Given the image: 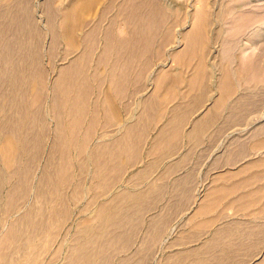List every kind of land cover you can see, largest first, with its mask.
<instances>
[{
  "label": "crops",
  "instance_id": "0c3cea01",
  "mask_svg": "<svg viewBox=\"0 0 264 264\" xmlns=\"http://www.w3.org/2000/svg\"><path fill=\"white\" fill-rule=\"evenodd\" d=\"M65 1L0 0V21L17 7L20 18L45 21L44 36L60 35ZM184 30H172L178 38L172 35L170 47L163 44L161 59L154 50L152 63L137 53L132 61L130 49L123 48L122 62L110 67H118L115 75L92 81L90 106L98 118L87 142L89 185L99 168L94 147L105 149L106 163L105 175L93 182L95 192L86 195L91 203L96 196L89 216L103 206L98 220L105 221L113 245L107 264H117L114 257H121L118 264H226L263 250L258 213L264 211V121L257 117L264 115V59L242 56L233 47L217 49L214 40L187 45L179 39ZM162 35L155 34L153 48L161 49ZM185 48L193 54H183Z\"/></svg>",
  "mask_w": 264,
  "mask_h": 264
},
{
  "label": "bare ground",
  "instance_id": "6f19581e",
  "mask_svg": "<svg viewBox=\"0 0 264 264\" xmlns=\"http://www.w3.org/2000/svg\"><path fill=\"white\" fill-rule=\"evenodd\" d=\"M169 4L170 1L166 0H66L59 7L61 8V21H59L61 34L57 35L60 31L58 33L56 30L57 34L55 33L52 42L57 44L62 40L66 47L65 58L67 59L71 54L73 56L68 61L56 65L55 75L50 76L51 82H49V75L47 76V66L45 67L41 58L42 52L39 46L42 42H37L43 38V36L39 37L41 27H37L38 22H34V18L32 20L20 18L21 16L15 14L17 7L13 10L14 13L9 15L11 17L9 20H5L4 17L2 19L4 21L0 22V203L6 205V207L2 205L5 212L0 211V228H3L0 232V264H61L57 263L61 257V246L53 250L55 248L53 243L57 237L61 236L62 226L72 212L69 198L78 200L86 193L95 192L96 186L93 185L95 178L105 175V149L94 147V155L99 151V168L93 169L92 184L88 186L83 184L82 176L90 172L91 148L87 142L91 136L92 124L98 118L97 112L94 109L91 110L90 106L92 81L100 82L108 74L111 77L115 75L117 66L114 71L110 67L112 64L122 62L125 48L130 49L126 51L130 54V60L133 59V54L137 53L136 55L141 56L138 57L140 61L151 62L150 60H154L156 55H152L149 51L155 53L154 50H157V54L160 55V50L161 52L165 50L162 49L163 44L166 43L164 45L166 48L169 42L174 41L175 35L177 37V34L172 33L177 26L180 32L182 28L185 29L180 38L187 45L203 47L211 44L217 36L208 35L215 30L213 26L211 27L214 19L228 20L230 27L218 28L217 31L231 35H242V32L250 29L249 27L255 22L264 20V0H186L183 11ZM11 6L10 10L13 9ZM49 10L46 9L48 13ZM59 12L56 11V13ZM179 16L188 20L190 26L180 25L179 27L180 20L177 18ZM32 21L37 23H31ZM37 28L40 30H35ZM26 29L31 31L27 33ZM158 32L163 34L158 45L159 48L162 47L161 49L153 48L156 41L155 34ZM37 35L40 39H37ZM172 35H174L173 38ZM227 42L223 43V48L234 46ZM123 48L124 50L121 51ZM188 48L183 49V54H188L184 53ZM246 48H244L245 51L248 50ZM174 50L178 51L176 48ZM129 56L126 59H129ZM164 56L166 58V55ZM176 56L173 57L174 60ZM204 56L203 54L201 61L206 60V58L203 60ZM52 57L56 56L53 54ZM159 57L161 59L162 56ZM256 57L258 55L255 56V60L258 59ZM244 59L247 58L244 57ZM259 59L262 60V58ZM143 64H140V68ZM103 65L110 71L107 72ZM136 65L134 67H137ZM148 67L149 65L146 68L150 71ZM140 68H138L139 71ZM141 72L144 74V70ZM137 74L135 73L136 76ZM145 74L143 76H146ZM45 97L49 100L48 112L50 111L49 114L55 119L53 135L49 134L48 137L51 138H48V144L46 143L49 127L46 126L48 124L43 111ZM73 149L77 151L78 171L75 170L77 173L73 169L75 167ZM6 177L11 182V186L3 195L1 187ZM70 186L71 193H67L68 190L65 188ZM29 189L32 192L35 191L36 198L33 196L35 200L33 199L32 202L28 201V195L30 196L31 192ZM63 189L66 191L64 192ZM102 207V204H99L97 212L94 211L91 216H83L82 221L77 222L79 226L72 238L68 256L62 264L107 263L106 255H108L112 238H107L105 221L98 220L100 213L98 209ZM12 211L15 213L14 216L11 214ZM52 250L53 255L47 256L46 254ZM257 261L255 264H264V258Z\"/></svg>",
  "mask_w": 264,
  "mask_h": 264
},
{
  "label": "rangeland",
  "instance_id": "374dc122",
  "mask_svg": "<svg viewBox=\"0 0 264 264\" xmlns=\"http://www.w3.org/2000/svg\"><path fill=\"white\" fill-rule=\"evenodd\" d=\"M166 1H170V6H172V7H175V8H177L178 7V9H181L182 11L183 10H185L184 9V7L186 6V5H184V4H186V0H166ZM174 1H176V3L174 2ZM262 1V0H261ZM172 3V4H171ZM174 4H176L175 6H174ZM178 4V5H177ZM61 5H63V4H61ZM101 5H102V3H101ZM101 5L99 6V7H101ZM179 6L181 7V8H179ZM183 16H179V17H177V18H179V20H180V22H179V27H181V26H186V27H188V26H190V22L188 21V20H184V18H182ZM182 18V19H181ZM177 20V19H176ZM181 20H182V22H181ZM184 20V21H183ZM4 21V20H3ZM2 20L0 21V22H3ZM34 22L36 21V20H33ZM31 22V23H34V22ZM188 21V22H187ZM39 23V24H36V23ZM36 23H34V24H36L37 25V27H39V25L41 26V28L42 29H44V24H45V21H43V20H38ZM176 22V21H175ZM178 22L176 23V24H178ZM187 22V23H186ZM227 22V23H226ZM229 21L228 20H224V19H217V20H213V22L211 23V27L213 26V29H215L214 31H212L213 33H216V37H215V40H214V45H215V47L217 48V49H221V48H223V43H225L226 41H228L227 43H230L231 45L232 44H234V46H231V47H233V49H235V50H237V51H239L238 53L239 54H241V52H242V56L243 55H245V54H249V53H251V54H254V55H258V58H262V59H264V20L263 21H257V22H255L254 23V25L253 26H251V27H249L250 29H247V31L245 30L244 32H242V35L241 34H236V35H231V34H229V33H218V31H217V29L219 28H229L230 27V22L228 23ZM183 23V24H182ZM220 23H221V25H220ZM36 25H35V28H36ZM181 25V26H180ZM178 27V26H177ZM176 27V28H177ZM215 27V28H214ZM255 27H256V29H255ZM40 28V27H39ZM39 28H37V29H35V30H38ZM262 30H261V29ZM251 29H253L252 31H251ZM40 30V29H39ZM45 30V29H44ZM31 30L29 29V31H28V29H26V32L27 33H29ZM249 31H250V33H249ZM260 31V32H259ZM262 31V32H261ZM39 31H37V33H38ZM256 32H258V34L256 33ZM41 33V34H40ZM40 33H39V35H37V37L39 36V37H41L42 38V36H43V38L42 39H40L39 37L37 38V39H40V40H38L37 42L38 43H40V42H42V43H40V46H39V48H40V51L42 52V55H41V58H42V60H43V62H44V64H45V67H46V69H47V76L49 77V82H51L50 81V76H54L55 74V67H56V65L57 64H62V63H64L65 61H68L73 55L71 54V55H69L68 57H67V59L65 58V49H66V47H65V43L64 42H62V40L61 41H59L57 44H54L52 41H54V36L55 35H53V36H51V37H49V36H44V33H43V31L42 30H40ZM224 35V36H223ZM259 35V36H258ZM236 36V37H235ZM45 37V38H44ZM233 37V38H232ZM180 38V37H179ZM209 38H211V37H209ZM217 38V39H216ZM223 38V39H222ZM227 38V39H226ZM36 39V40H37ZM48 39H49V41H48ZM254 39V40H253ZM263 39V40H262ZM221 40V41H220ZM226 40V41H225ZM241 40V41H240ZM51 41V42H50ZM219 41V42H218ZM230 41V42H229ZM232 41V42H231ZM245 41V42H244ZM249 41V42H248ZM261 41H263V42H261ZM260 42V43H259ZM243 43V44H242ZM255 43V44H254ZM41 44H43V45H41ZM49 44H50V47H48L49 46ZM238 44V45H237ZM252 44V45H251ZM57 45V46H56ZM60 45H61V51H57V50H59V48H60ZM258 45V46H257ZM241 46V47H240ZM251 46V48H249ZM43 47V48H42ZM240 47V48H239ZM247 47V48H246ZM263 47V48H262ZM46 48V49H45ZM49 48V49H48ZM50 48H52L51 50H50ZM56 48H57V50H56ZM64 48V49H63ZM244 48H246V49H248V50H244ZM55 51H54V50ZM256 50V51H255ZM260 50V51H259ZM52 51H53V53H52ZM49 52L53 55L54 54V56H56V57H52V55L51 54H49ZM56 52H58V53H56ZM254 52V53H253ZM56 54V55H55ZM261 56V57H260ZM65 58V59H64ZM54 62V63H53ZM54 66H53V65ZM50 84V83H49ZM50 86H51V84H50ZM47 87V86H46ZM45 100H44V108H43V111H44V113H45V121H46V123L48 124V125H46L47 127H49V128H47V141H48V136H49V134H51L50 136H52L53 135V131H54V129H53V126H54V118L53 117H51L52 115H50L49 113H50V111L48 112V110H49V107H48V101L49 100H46V97L44 98ZM47 99H48V96H47ZM47 104V105H46ZM45 109V110H44ZM47 114V115H46ZM257 121H258V123H261V122H263L264 121V115L263 116H261V115H259L258 117H257ZM50 123V124H49ZM53 130V131H52ZM51 138V137H50ZM49 138V139H50ZM46 141V142H47ZM49 143V141L46 143V144H48ZM46 149V148H45ZM72 153H73V155H74V151H72ZM22 158H25V157H22ZM42 159H44V157H42ZM43 161V160H42ZM74 169V172L75 173H77V171H78V167H77V165L75 164V167L73 168ZM75 170H77V171H75ZM88 173H85L83 176L85 177H83L82 176V181H83V184L84 185H86V186H88L89 185V179H88V175H87ZM84 179H86V180H84ZM5 182H4V184H3V182H2V189H1V193L3 194V195H5L6 194V192L9 190V187L11 186V182L7 179V177L5 178V180H4ZM86 181V182H85ZM88 183V184H87ZM31 189V188H30ZM29 189V191H31L30 192V196L28 195V201L29 200H31V202L33 201V199L34 198H36L35 197V191L33 190V192H32V190H30ZM66 190H68V192L67 193H71V186L70 187H68V188H65ZM65 189H63L64 190V192L66 191ZM33 193V194H32ZM29 194V193H28ZM33 196H34V198H33ZM93 198V204L95 205V199H96V196H92L91 197V199ZM264 199V198H263ZM35 200V199H34ZM88 200H89V196L88 195H83V196H81L78 200L76 199H72V198H69V205H70V208H71V214H70V217H69V219L67 220V222L65 223V225L64 226H62V231H61V236H59V237H57L56 238V240L54 241V243L53 244H55V245H53L52 247L54 248L53 250H56V247L57 248H60V246H61V257L58 259V262L57 263H63V262H65V260H66V256H68V253H69V248H70V246H71V243H72V238L74 237V233H75V230L77 231V228H78V226H79V224L77 225V222H79V220L80 221H82L81 219H83L82 217L83 216H86V215H88L89 213H90V208H88V206H90V205H93L92 203H91V201H89L88 202ZM88 203V204H87ZM2 205H3V207H6V205H5V203H0V211L2 210V211H4L5 212V208H3L2 207ZM5 205V206H4ZM1 207H2V209H1ZM80 210V211H79ZM83 210V211H82ZM3 212V213H4ZM2 213V212H1ZM94 213V212H93ZM6 214V213H5ZM11 214H13V216H14V212L12 211L11 212ZM258 216H259V219H258V222H259V227H258V233H259V235H258V246H259V248H261V245L263 244V250H261V251H259L258 252V255H256V256H254L253 258H251V259H238V260H235V261H230V260H226V264H255L256 263V261L258 260H262V258H264L263 256V254H264V236L261 234V231H264V227H261L260 225H261V223H262V220L260 219V217L261 216H264V211H259V213H258ZM74 218V219H73ZM264 220V219H263ZM76 223V224H75ZM2 229L3 228H0V232H2ZM65 233V234H64ZM67 233V234H66ZM66 235V236H65ZM62 236H64L63 238H64V240H63V238H62ZM60 238V239H59ZM64 241V242H63ZM63 242V243H62ZM60 243H62L61 245H60ZM59 245V246H58ZM113 246H111L110 248H112ZM63 248V249H62ZM49 251L50 253L48 254H46L47 256L49 255V256H52L53 254H52V252H54V251ZM111 250V249H110ZM45 255V256H46ZM261 258V259H260ZM114 260L115 261H117L118 263L120 262V261H122V259H121V257H114ZM108 261H111L110 260V258H109V260ZM107 261V262H108ZM257 261V262H258ZM117 263V264H118ZM100 264H107V263H105V262H101Z\"/></svg>",
  "mask_w": 264,
  "mask_h": 264
}]
</instances>
